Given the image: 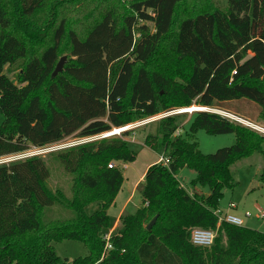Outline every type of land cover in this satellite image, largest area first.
<instances>
[{"label": "trees", "instance_id": "trees-1", "mask_svg": "<svg viewBox=\"0 0 264 264\" xmlns=\"http://www.w3.org/2000/svg\"><path fill=\"white\" fill-rule=\"evenodd\" d=\"M62 54L65 64L52 76ZM240 98L259 104L264 123V0H227L225 8L216 0H0V158ZM179 127V115H169L145 137L169 162L147 168L141 205L121 215L109 249L101 231L124 177L108 165L136 160L126 140L53 153L71 176L70 195L49 186L40 155L1 163L0 264H56L52 243L65 239L88 250L69 264H264V233L218 224L214 213L223 189L235 185L233 163L255 152L264 158V135L208 111H195L190 133L176 134ZM200 129L233 133L234 143L203 154L194 137ZM183 168L196 172L192 188L209 193L182 187ZM93 202L99 208L87 214ZM54 207L67 216L46 218ZM193 228L216 230L213 244L193 245Z\"/></svg>", "mask_w": 264, "mask_h": 264}, {"label": "rangeland", "instance_id": "rangeland-1", "mask_svg": "<svg viewBox=\"0 0 264 264\" xmlns=\"http://www.w3.org/2000/svg\"><path fill=\"white\" fill-rule=\"evenodd\" d=\"M218 1L219 0H216L217 4H220V6L224 8L227 6V0H220V2ZM148 25L152 27V23H148ZM63 56H65L67 59V55L62 54L61 56L58 57L56 64ZM4 70L9 78L11 79L15 78V73L17 72L15 69H8L7 66H5ZM192 106L196 107L197 105L192 103V105L189 107H183V108L177 107L169 110V111L178 110V114H172V115H179L180 127L177 129L176 134H180L184 136L190 133L192 118L195 114V111L190 113L185 109L191 108ZM217 108H222L235 115L250 120L252 124H256L257 126L264 128V123L262 122V120L256 117V115L260 111L259 104L249 99L246 98L234 99L224 104H220L219 102H216L211 107V109H217ZM160 119L161 118L150 120L145 124L138 125L137 123H133V125L130 124L121 127L122 131H126V130L129 131L128 135H123V134L118 135L117 131L110 132V135L113 134V136L115 137H121L122 139L129 141L130 142L129 147L137 153L136 160L132 163H128L127 167L125 166V164L123 165V164L115 163V165H118L121 168L122 173L124 174V176H127L128 179H126V181L124 182L123 191L120 192L119 194V199L117 200L116 206L112 208L109 212L112 219H114L115 213L117 209L120 207L121 197L124 198L125 195L126 196L129 195V192L131 190L130 188L133 182L139 178V176L142 174L148 163L153 162L156 159H157L156 163H158L159 155L144 144V139L148 134L158 133V122ZM2 121H3V116L0 114V124L2 123ZM128 126H130L129 129L126 128ZM247 127L264 135V133L260 130H257L251 126H247ZM114 133L116 134L114 135ZM94 136L81 138L76 136V134L74 133L72 135L64 137L62 140H60L57 143L51 144L50 146L48 145V147L43 148V150L40 152L36 148H30L29 150L23 152V154L0 158V164L8 163L12 159H15L12 157H16V158L20 157V159H25L27 157H31L34 155H40L44 157L48 162V166L50 169V179L48 181L49 186L52 189L60 188L67 195H70L71 176L63 170V167L60 165V163L55 159H53L51 155L57 151L66 149L76 143H79L85 140L86 138L88 139H90L91 137L93 138ZM194 137L198 142L199 150L203 154L214 153L219 148L232 145L235 140V136L233 133L209 134L203 129L198 130L195 133ZM262 149L264 151V143L262 145ZM263 166H264V158H263V154L260 152H255L246 158L234 162L231 169L233 172V180L235 185L233 188L226 187L223 189V195L218 205V209L221 210L223 213L227 212L229 214H234L236 216L241 217L243 220L244 227L255 229L262 233H264V218L258 217V208L264 209V178L261 177ZM195 177H196V172L188 168L181 169L179 174L177 175V178L180 181L181 185L190 194L194 193V191L208 194L209 193L208 188H202L199 186H196L195 188L191 187L190 182ZM141 185L142 183L139 184L134 190L135 194L127 208V212L129 213L134 212L141 205V196L139 193ZM97 203L98 202H93L88 205L86 209L87 214H93L95 211L98 210L99 203L98 204ZM230 203H233L236 206V208H231ZM47 211H46L47 213L46 218H57V217L67 216V211H64L58 207H54L50 210L48 209ZM245 212H249L251 214V217L246 218L244 215ZM107 230L108 228L102 229L101 231L102 235L103 233L106 234ZM52 244L56 254L60 257V261L57 262L56 264H69L74 259L78 257L86 256L88 254V250L86 246L78 240L65 239L59 242H53Z\"/></svg>", "mask_w": 264, "mask_h": 264}, {"label": "built area", "instance_id": "built-area-1", "mask_svg": "<svg viewBox=\"0 0 264 264\" xmlns=\"http://www.w3.org/2000/svg\"><path fill=\"white\" fill-rule=\"evenodd\" d=\"M203 108H208V107H203ZM202 111H208V112L216 113V114L228 117V118H232V120H234V121H238V122L243 123V124H245L247 126H251V127L255 128L257 130L264 131L263 130L264 128H262V127H256V126H254L252 123H250L247 120L244 121V119H241V118H239V117H237L235 115H232L230 113L219 111L218 109L209 108V110H202ZM172 114H178V110L169 111V112H165V113L159 114V115H157V118H163V117H166V116H169V115H172ZM150 120H153V119H151V117H150V118H146V119H143L141 121H138L136 123L138 125L145 124V123L149 122ZM131 125H133V124H131ZM104 137H107L106 133L99 134L97 136H94L93 138L91 137L90 139L86 138L85 140H83V141H81L79 143H76V144H74L72 146L83 144V143H86V142H89V141H93V140H96V139H101V138H104ZM46 147H48V146H46ZM43 148H45V147H43ZM43 148H36V149H38L39 152H40V151L43 150ZM19 154H23V152L19 153ZM19 154H16V155H19ZM12 158H15V159H12ZM12 158H11L12 159L11 161L20 159V157H18V158L12 157ZM168 162H169V158L166 155H163V154L159 155L158 163L163 164V165L166 166L168 164ZM112 166H115V163H109L108 167L111 168ZM230 207L231 208H235L236 206L233 203H230ZM214 213L218 217V224L220 222H226V223H229V224H232V225H235V226H243V220L239 216H236L234 214H229L227 212L223 213L218 208L216 210H214ZM244 215H245L246 218L251 217V214L249 212H245ZM258 217L259 218H264V209L258 208ZM216 235H217L216 230L203 229V228H193L192 231H191V242L195 246L208 247V246H211L213 244ZM109 237H110V235H104V239L107 241L106 242V248L107 249H109L111 247L110 244L108 243Z\"/></svg>", "mask_w": 264, "mask_h": 264}, {"label": "crops", "instance_id": "crops-1", "mask_svg": "<svg viewBox=\"0 0 264 264\" xmlns=\"http://www.w3.org/2000/svg\"><path fill=\"white\" fill-rule=\"evenodd\" d=\"M230 101V100H229ZM216 102H219L220 104H224V103H226V102H228V101H214L213 102V104L214 103H216ZM219 111H223V112H226V113H230V114H232V115H235V114H233V113H231V112H229V111H226V110H224V109H222V108H217ZM258 114H259V112H258ZM258 114L256 115V117H258ZM235 116H237V117H239V118H241V119H244V120H247V119H245V118H243V117H240V116H238V115H235ZM247 121H249L250 123H252L250 120H247ZM254 123V122H253ZM128 142V145L130 146V142L129 141H127ZM137 158V157H136ZM157 162V159L155 160V161H153V162H150V163H148V165L145 167V169H144V171L142 172V174L139 176V178L137 179V180H135L134 182H133V184H132V186H131V190H130V192H129V195H125V197L123 198V197H121V203H120V207L117 209V211H116V213H115V216H114V219H112V217H111V215L109 214V212H110V210L112 209V208H114L115 206H116V204H117V200L119 199V194H120V192H122L123 191V185H124V182L126 181V179H128L127 178V176H124V174H123V177H124V181H123V184H122V186H121V190L119 191V193L117 194V196H116V198H115V201H114V203H113V205H111V207L108 209V211H107V213H108V215H109V218H110V227L108 228V230H107V233L105 234V233H103V236L104 235H110L117 227H119V225H120V217H121V215L123 214V213H129V212H127V208H128V205H129V203L131 202V200H132V198H133V196H134V194H135V189H136V187L139 185V184H141V183H143V180H144V175H145V172H146V170H147V168L149 167V166H151L152 164H154V163H156ZM119 164H125V166L127 167V165H128V163H119ZM137 181H138V183H137ZM137 183V184H136ZM99 203V202H98ZM97 203V204H98ZM88 207V206H87ZM87 207H86V209H87ZM236 208V207H235ZM135 212V211H134ZM134 212H132V213H134ZM102 234V233H101Z\"/></svg>", "mask_w": 264, "mask_h": 264}, {"label": "water", "instance_id": "water-1", "mask_svg": "<svg viewBox=\"0 0 264 264\" xmlns=\"http://www.w3.org/2000/svg\"><path fill=\"white\" fill-rule=\"evenodd\" d=\"M65 61H66V57L65 56L60 58V60L56 64V67H55V69H54V71L52 73V76H55L57 73H59L62 70ZM199 111H202V110H199ZM117 129H120V128H114V130H112V132L117 131ZM155 220H156V217H154L150 221V223L147 225V229H150L153 226V224L155 223Z\"/></svg>", "mask_w": 264, "mask_h": 264}, {"label": "bare ground", "instance_id": "bare-ground-1", "mask_svg": "<svg viewBox=\"0 0 264 264\" xmlns=\"http://www.w3.org/2000/svg\"><path fill=\"white\" fill-rule=\"evenodd\" d=\"M185 110H187L188 112H190V113H192V112H194V111H199V110H209V108H203V107H201V106H192L191 108H186ZM151 119H157V117H152ZM242 121V120H241ZM244 121H246V120H244ZM254 126H256V127H260V126H257L256 124H253ZM129 127L130 126H128V127H126L127 129H129ZM264 130V129H263ZM122 128H120V129H117V134L118 135H120L122 132H124V131H122ZM111 132V131H110ZM110 132H107L106 133V136H113V134H111L110 135ZM263 133H264V131H262ZM116 133H114V135H115Z\"/></svg>", "mask_w": 264, "mask_h": 264}]
</instances>
